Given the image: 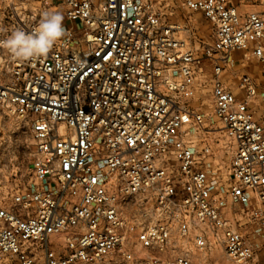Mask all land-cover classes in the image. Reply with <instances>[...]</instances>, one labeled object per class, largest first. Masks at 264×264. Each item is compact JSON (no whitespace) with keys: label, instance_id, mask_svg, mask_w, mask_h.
I'll list each match as a JSON object with an SVG mask.
<instances>
[{"label":"built area","instance_id":"built-area-1","mask_svg":"<svg viewBox=\"0 0 264 264\" xmlns=\"http://www.w3.org/2000/svg\"><path fill=\"white\" fill-rule=\"evenodd\" d=\"M163 1L0 0V40L31 32L45 12L62 13L65 28L35 60L0 48V104L33 139L28 184L0 192V264H194L191 242L256 264L259 244L214 195L210 147L198 139L204 113L191 100L208 61L232 142L228 191L264 232V124L247 99L257 88L242 75L239 98L223 76L235 51L264 63V9L178 0L213 30L198 52Z\"/></svg>","mask_w":264,"mask_h":264},{"label":"rangeland","instance_id":"rangeland-1","mask_svg":"<svg viewBox=\"0 0 264 264\" xmlns=\"http://www.w3.org/2000/svg\"><path fill=\"white\" fill-rule=\"evenodd\" d=\"M241 12L260 11L264 9L261 0H232ZM171 4L174 12L167 20L180 26L178 35L187 39L198 51L212 43L213 30L202 12L190 11L180 5L178 0H164ZM38 4V0H35ZM169 7H166L167 10ZM64 21V16L61 13ZM235 60L227 66L223 76L239 98H247V92L240 87V77L248 74L252 77L257 93L249 96V106L255 117L264 124V63L260 62L251 51H235ZM212 66L205 64L204 72L199 76L202 82L191 103L203 111L204 123L198 132V139L207 142L210 147V168L218 178L214 193L221 208L230 221L246 236L259 244L256 264H264V232L257 230V225L250 219L244 206L236 202L228 191L229 172L232 159V142L226 135L224 124L214 111L209 78ZM0 81L2 76L0 73ZM32 135L28 125L19 117L9 112L0 104V192L14 191L26 186L31 178L32 167ZM194 264H229L220 245H208L201 248L193 242L188 243ZM139 251L138 254H142ZM137 264H142L138 262Z\"/></svg>","mask_w":264,"mask_h":264},{"label":"clouds","instance_id":"clouds-1","mask_svg":"<svg viewBox=\"0 0 264 264\" xmlns=\"http://www.w3.org/2000/svg\"><path fill=\"white\" fill-rule=\"evenodd\" d=\"M65 36L63 17L57 12H45L31 32L13 30L0 48L6 49L17 61L35 60L46 56L52 47Z\"/></svg>","mask_w":264,"mask_h":264}]
</instances>
